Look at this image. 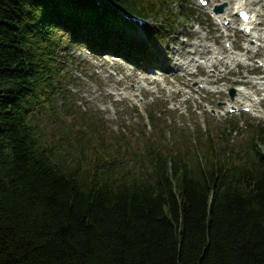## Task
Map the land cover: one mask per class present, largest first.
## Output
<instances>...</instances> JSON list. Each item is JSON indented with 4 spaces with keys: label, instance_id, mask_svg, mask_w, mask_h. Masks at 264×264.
I'll return each mask as SVG.
<instances>
[{
    "label": "trees",
    "instance_id": "obj_1",
    "mask_svg": "<svg viewBox=\"0 0 264 264\" xmlns=\"http://www.w3.org/2000/svg\"><path fill=\"white\" fill-rule=\"evenodd\" d=\"M121 13L156 24L143 39ZM195 17L186 0H0V264H264V123L243 148L219 141L233 120L215 138L147 139L138 161L92 113L59 126L70 158L37 122L59 116L71 50L164 71L151 48Z\"/></svg>",
    "mask_w": 264,
    "mask_h": 264
},
{
    "label": "rangeland",
    "instance_id": "obj_2",
    "mask_svg": "<svg viewBox=\"0 0 264 264\" xmlns=\"http://www.w3.org/2000/svg\"><path fill=\"white\" fill-rule=\"evenodd\" d=\"M233 2L227 5L226 2L221 3L219 0H208V6L204 8L199 6L196 0H186L196 12L195 20L190 22L179 20L174 33L167 35L163 42L151 48L155 52L158 50V57L162 61L170 58L167 61L169 72H159L147 65H141L136 69L116 58L94 57L88 54L85 48L71 50L72 58L62 62L61 75L64 76V81L60 85L61 88L56 89L55 110L59 116L50 117V114H44L37 119L46 138L55 144H61L63 152L68 153L66 157L70 158L71 148L64 141L65 135L61 128L75 130L76 120V127L79 130L78 122H81L85 115L92 113L102 124L104 123L108 134L118 137L117 142L112 140L109 144L113 150L120 151L119 157H131L139 161L142 159L147 139L154 146L165 149L174 142H187L192 136L195 140L205 138V132L208 131H212L215 138L228 126L229 121L233 120L237 122L240 131L226 133V137L220 138L219 141L223 143L228 140L231 146L243 148L248 139L246 124L264 123V102L255 104L252 111L245 107L250 110L247 113L230 114L228 110L241 109L238 107L236 97V89L242 87L239 83L241 76L238 73L250 79L264 76L263 69L258 68L264 60V48L258 49L261 43L252 41L251 53L258 49L259 55L251 61L253 65L250 70L242 66L232 68L217 66L208 69L197 66L190 69L191 74H184L173 71L172 63L173 59H178L174 53L179 49L184 48L185 52L193 53L192 47L185 48V45L196 43L198 37L196 31L207 36L205 44L213 48L225 50L226 46L231 44L232 48L242 51L249 44V40L244 37L240 30L241 26L237 25L239 21L236 11L232 9L235 4ZM219 5H225L221 14L228 8L232 14L228 20L233 19L235 22L232 24L234 28L226 32L220 28L223 26L222 21L216 20L212 13ZM246 8L250 11L257 9L249 5ZM256 20L258 23L264 22V8L260 9V16ZM146 22L145 26L137 29L142 37L145 28L156 24L151 18ZM223 34L228 36L224 37ZM188 56L185 55L182 59ZM219 69L222 71L221 76L218 82L214 83L212 81L215 77L208 78V75L218 72ZM143 78L147 80L144 81ZM206 78L209 80L208 84L203 83ZM256 88L246 90L243 87L250 93V98L254 102L264 98V91L257 92ZM151 110L159 119L158 126L148 120ZM137 131L143 132L144 136L131 134ZM75 132H72V139ZM135 139L138 142H135ZM191 144L194 145L193 139Z\"/></svg>",
    "mask_w": 264,
    "mask_h": 264
},
{
    "label": "bare ground",
    "instance_id": "obj_3",
    "mask_svg": "<svg viewBox=\"0 0 264 264\" xmlns=\"http://www.w3.org/2000/svg\"><path fill=\"white\" fill-rule=\"evenodd\" d=\"M221 3L226 2L225 4H229L230 2L235 3L233 5V10L234 9H246V6H255L257 9H251V14L252 17L249 20V22L242 26V30L244 31L245 28H250V33L247 36L246 39L249 40V44L243 48L241 53L238 55L235 54L231 49H222V48H213L210 45L205 44V41L207 40V36L205 35H200V32L196 31L197 41L194 44L190 45H185V48L187 47H192L193 53L190 52H185L184 48L179 49L177 52H175V56L178 57V59H173V71L176 72H182L184 74H191L190 69L192 67H204V68H216L217 66H220V68L225 67V68H232V67H237V66H242L247 70H250V67L253 65L251 64V61H253V58L257 57L259 55V50L260 48H264V22L259 21L257 22L256 19L260 16V9L264 8V0H219ZM215 19L222 21H232V24H234L233 19H229L232 17V14L229 13L228 8L225 9L223 14H214ZM231 20V21H230ZM221 29H224L226 32L227 29L224 28L223 26L220 27ZM231 29L234 27L231 25ZM224 37H227V34H223ZM252 41H257L260 42L261 45H259L258 49L256 52H252ZM251 43V44H250ZM185 55H189L187 58L182 59ZM182 59V60H181ZM181 60V61H180ZM203 62H202V61ZM259 69H263L264 72V60L262 61V64L258 65ZM221 69H219L218 72H213L212 75H208L209 77H215V80L212 82L216 83L218 82V79L221 76ZM248 73V71H247ZM239 76H241V80L239 83L243 87L246 88H256L257 92L264 91V76H261L257 79H250L246 75H241L238 73ZM249 74V73H248ZM208 78L204 80L203 83H209ZM144 81L147 80V78H143ZM202 83V82H200ZM243 87H239L236 89V97L238 98L237 103L239 104V108L241 107H249L250 109L255 108V104H262L264 102V98L259 100L258 102H254L250 97V93L247 92ZM221 91V90H220ZM249 103L246 105L245 103Z\"/></svg>",
    "mask_w": 264,
    "mask_h": 264
},
{
    "label": "water",
    "instance_id": "obj_4",
    "mask_svg": "<svg viewBox=\"0 0 264 264\" xmlns=\"http://www.w3.org/2000/svg\"><path fill=\"white\" fill-rule=\"evenodd\" d=\"M222 9H223V6H219V7H216V12H221L222 11Z\"/></svg>",
    "mask_w": 264,
    "mask_h": 264
}]
</instances>
